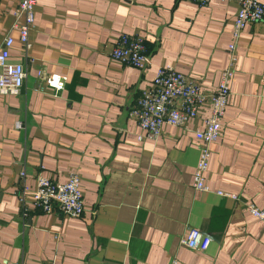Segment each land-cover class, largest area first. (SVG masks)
I'll list each match as a JSON object with an SVG mask.
<instances>
[{"label": "crops", "instance_id": "obj_1", "mask_svg": "<svg viewBox=\"0 0 264 264\" xmlns=\"http://www.w3.org/2000/svg\"><path fill=\"white\" fill-rule=\"evenodd\" d=\"M264 4V0H261ZM16 0H0V49L27 77L0 93V264H264V21L245 26L236 79L206 181L195 188L202 117L187 128L144 135L130 112L160 66L217 87L229 63L237 5L211 0H37L30 46L19 41ZM121 34L140 36L149 64L115 61ZM67 76L58 94L42 74ZM25 170V178L20 171ZM78 172L79 218L25 213L16 192L39 173L64 182ZM225 191L238 196L219 195ZM191 228L212 237L205 251L182 244Z\"/></svg>", "mask_w": 264, "mask_h": 264}, {"label": "built area", "instance_id": "obj_2", "mask_svg": "<svg viewBox=\"0 0 264 264\" xmlns=\"http://www.w3.org/2000/svg\"><path fill=\"white\" fill-rule=\"evenodd\" d=\"M200 6L209 4L211 0H193ZM237 5L236 17L232 31V42L228 45L229 63L222 70L219 83L213 90H206L194 78L177 71L174 67L160 66L152 84L143 90L139 100L130 114L137 120L145 132L139 136L157 138L162 133L164 125L187 128L195 119L202 117L203 127L196 131L200 142V154L195 169L194 186L201 191L208 190L206 172L208 170L212 150L210 145L216 142L221 134L222 121L232 94L231 85L236 79L237 48L243 29L249 23L264 21V4L261 0H221ZM17 21L14 26L19 31V41L26 48L30 46L29 34L35 20L37 0H16ZM13 39L7 36L0 49V93L14 94L24 85L27 71L23 64L12 62L9 51ZM112 58L124 65L133 66L140 70L147 68L149 54L143 39L137 35L121 34L111 52ZM42 74V72H41ZM44 77L48 87L58 94L66 86L67 76L51 74ZM25 170L20 171V177L25 178ZM219 195L237 199L236 194L218 191ZM18 201L25 213L32 208L45 213H52L57 207L63 215L79 218L84 214V192L81 177L78 172H72L64 182L54 181L39 173L36 177V187L26 184L16 192ZM249 212L259 218L264 226V208L254 203H247ZM212 237L197 228H191L182 238V244L192 250L205 251ZM173 260L171 264H176ZM52 264V263H46Z\"/></svg>", "mask_w": 264, "mask_h": 264}]
</instances>
